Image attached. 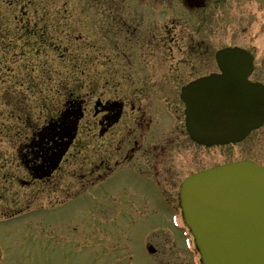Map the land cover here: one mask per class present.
<instances>
[{"label":"flooded vegetation","instance_id":"1","mask_svg":"<svg viewBox=\"0 0 264 264\" xmlns=\"http://www.w3.org/2000/svg\"><path fill=\"white\" fill-rule=\"evenodd\" d=\"M237 1L93 0L98 30L89 42V100L63 97L52 116L21 123L14 152L0 153V213L41 202L86 208L93 221L128 223L143 220L145 207L155 219L160 209L176 208L181 168L208 160L207 148L184 128L179 92L209 72L211 50L223 40L222 26L210 22L225 18ZM71 103L82 116L58 158L43 131ZM170 189L175 196L166 195ZM72 214L58 218L76 224Z\"/></svg>","mask_w":264,"mask_h":264},{"label":"rangeland","instance_id":"2","mask_svg":"<svg viewBox=\"0 0 264 264\" xmlns=\"http://www.w3.org/2000/svg\"><path fill=\"white\" fill-rule=\"evenodd\" d=\"M229 12L225 18L214 17L210 22L223 29L219 31L223 40L214 52L227 45L252 51L256 59L253 80L264 83V0H238ZM0 23L4 26L0 29V130L13 134L16 121L11 119H24L28 111H34L33 117L39 111L48 114L43 111L44 102L52 99L56 106L68 88L84 89L82 93L89 100L91 49L84 41L98 30L89 0H0ZM42 30L46 33L39 35ZM25 101L33 103V109L22 107ZM178 107L182 109L180 103ZM9 140L3 151H11ZM207 153V165L181 168L178 186L183 176L200 168L243 158L264 163V128L238 144L214 146ZM175 194L170 189L166 195ZM82 209L86 208L78 210V247L64 237L70 233L66 225L77 227L75 222L50 224V220L44 221L47 211L38 204L16 220L0 221V264H201L193 247H185L186 228L181 221L180 228H175L168 212L160 211L157 220L145 207L139 210L143 220L117 224L90 220L94 216L88 211L83 216ZM139 232L143 233L138 236ZM149 241L155 250L152 254L148 252ZM92 242L103 245L106 253L99 247L88 248Z\"/></svg>","mask_w":264,"mask_h":264},{"label":"water","instance_id":"3","mask_svg":"<svg viewBox=\"0 0 264 264\" xmlns=\"http://www.w3.org/2000/svg\"><path fill=\"white\" fill-rule=\"evenodd\" d=\"M217 58L222 76L195 82L184 93L191 132L206 144L239 140L264 120V87L247 79L252 56L229 48ZM181 194L204 264H264L263 168L210 170L191 178Z\"/></svg>","mask_w":264,"mask_h":264}]
</instances>
